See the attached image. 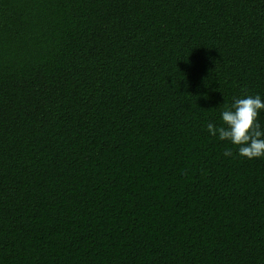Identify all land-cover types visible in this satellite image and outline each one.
Masks as SVG:
<instances>
[{"label":"trees","instance_id":"16d2710c","mask_svg":"<svg viewBox=\"0 0 264 264\" xmlns=\"http://www.w3.org/2000/svg\"><path fill=\"white\" fill-rule=\"evenodd\" d=\"M256 93L264 0H0V264H264Z\"/></svg>","mask_w":264,"mask_h":264},{"label":"clouds","instance_id":"9594fccd","mask_svg":"<svg viewBox=\"0 0 264 264\" xmlns=\"http://www.w3.org/2000/svg\"><path fill=\"white\" fill-rule=\"evenodd\" d=\"M264 112L261 94H246L233 99L220 113L222 124L207 123L209 136L229 141L237 147V155L248 159L264 158V126L260 114ZM225 157H232L233 150L225 148Z\"/></svg>","mask_w":264,"mask_h":264}]
</instances>
